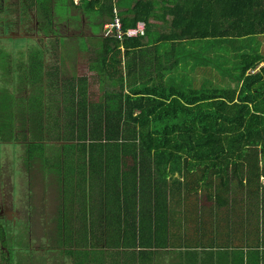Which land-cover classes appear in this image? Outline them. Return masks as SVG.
<instances>
[{"label":"trees","instance_id":"obj_1","mask_svg":"<svg viewBox=\"0 0 264 264\" xmlns=\"http://www.w3.org/2000/svg\"><path fill=\"white\" fill-rule=\"evenodd\" d=\"M125 1L69 0L39 11L48 29L55 11L68 15L72 6L99 19L102 27L116 14L124 30L146 24L143 37L100 38L96 58L90 61L103 92L97 102L88 99L87 78L56 81L60 68L47 71L43 50L36 48L30 55L15 51L12 61V49L0 44V77L6 76L0 80L5 85L0 86V137L12 141L19 134L17 123L18 131H25L26 120L45 119L66 99L62 114L70 120L66 132L72 143L89 151L90 161L97 155L96 166L101 162L98 172L85 165L80 188L86 191L87 181L90 187V181L95 184L91 201L81 204L85 221L88 212L104 215L103 207L117 200L123 218L130 213L129 205L134 220L141 217L143 223L150 222L148 215L156 217L144 232L133 233L138 255L124 253L113 264H164L172 256L204 259L200 264H264V66L259 67L264 54L257 40L264 36V0ZM24 2L39 6L37 0L18 6ZM15 10L16 4L9 3L10 17ZM6 19L0 14V22ZM243 48L248 51H236ZM202 49L209 52H199ZM27 56L28 63L23 60ZM45 76L48 80L38 82ZM219 78L222 84L216 88L212 84ZM16 84L32 89L28 102L9 93L8 87ZM44 86L63 93L45 94ZM107 86L119 90L107 91ZM37 140L42 141L38 145L45 142ZM59 141L58 136L50 143L58 146ZM168 188L173 196L178 190L174 198L185 209L180 216L186 231L176 241L175 224L164 221L173 201L164 196L144 199L149 192ZM102 199L103 207H95ZM160 210L168 211L163 218ZM162 222L175 247L170 252L159 250L157 225ZM129 234H94L93 264H103L100 245L124 250V244L131 243Z\"/></svg>","mask_w":264,"mask_h":264},{"label":"rangeland","instance_id":"obj_2","mask_svg":"<svg viewBox=\"0 0 264 264\" xmlns=\"http://www.w3.org/2000/svg\"><path fill=\"white\" fill-rule=\"evenodd\" d=\"M7 1V0H6ZM52 1V2H50ZM132 1L134 0H126V4H132ZM16 5L19 4V2L14 1ZM39 2V6H33L31 8V12L34 15L35 20L38 21V15L40 9L44 8H52L55 7L57 4H68L69 0H37ZM76 3H78V0H76ZM72 11L70 9V13L67 15L65 13H60L59 11H55V17L54 21L58 25L59 30L57 31L58 40H47L46 42L49 43V47L46 48L48 52L47 57V71H55L60 68L61 73L59 74V80H56L58 82H61V79H71L77 76L87 78L88 80V89L89 92L88 99L91 103L97 102L100 97L103 95V92L99 88V78L96 73H92L91 67H90V61L91 58L95 59L96 54L98 53V50L100 48V38L103 36L102 32H100V29L98 27H92L93 31L91 29L92 22H97L99 19H95V17H90V15H86L85 13L78 11L76 7H71ZM16 10L14 11V15L16 17ZM4 15V13H2ZM80 17L83 18V21L87 23V31L85 30V33H87V36H72L71 34H75L74 28H76V33H81V26L77 27L76 24H78ZM13 19V18H12ZM78 20V21H75ZM110 22V21H109ZM107 22V23H109ZM65 25L70 26V31L68 28L65 27ZM30 26H34V23H30ZM159 30L162 31H168L167 28L160 27ZM61 35L59 32H61ZM84 33V34H85ZM54 34V33H50ZM62 37V38H60ZM55 38V37H53ZM73 38V39H68ZM47 39V38H46ZM12 40V41H11ZM11 40H2L0 42L1 45L4 46L5 49L9 50L12 49V61H16L14 59V53L17 51L19 54L25 53L23 50L27 51V55H30L29 51H34L36 48L40 50L45 49V43L43 41L40 42H30V40L27 39H12ZM256 41V40H255ZM205 45V44H204ZM51 48V49H50ZM23 49V50H22ZM50 50H53L52 55L49 52ZM193 50V49H192ZM218 48L216 51L218 52ZM230 50V51H229ZM215 49H213V52ZM227 51L232 53L234 49L229 48ZM236 51L241 52H247L248 48L243 49H237ZM38 52V51H36ZM44 53L46 51H43ZM199 52H209L208 50H200ZM237 53V52H236ZM25 62H29L28 56L27 58H23ZM0 80H6V76L3 75L0 77ZM48 80L47 76L44 77L43 80H39L38 82L42 83ZM62 83V82H61ZM61 83H58L57 85H61ZM222 82L219 80L217 83L212 84L214 87L218 88L221 87ZM56 85V86H57ZM184 85V83L182 84ZM5 86V85H0ZM51 86V85H50ZM61 87V86H58ZM224 87V86H223ZM57 87H46L44 86V93L48 94L51 92H56L60 95H62L63 90ZM119 89H113L107 86V91H114L117 92ZM32 93V89H30V94ZM23 97L24 101L26 99L25 92H18L17 98ZM66 99L63 98L61 101V105H59V101L57 102L56 108L50 113L48 116H46L45 119L37 120L35 118L34 120H26L28 122V127L25 131L19 130L20 125L19 123L16 124L17 130L16 132L19 134H24L23 136L15 134V137H11L12 141L8 142V137H0V174H2L4 171L12 174L13 180H12V187H13V195L15 199L16 207H19V198L20 199H30V203L34 206V209H36L37 205L39 206L37 211L36 218L34 219L35 223L38 224V227L46 228L48 225L51 226V224H54V227L59 228V226H63V228H60V230L63 233H69V211L63 212V209L65 210V203H69L66 200H69L71 203L75 201V196L72 195V193H69L72 191L73 188V181L77 178V182L79 187L84 186L82 183V177L85 175V164L83 161L86 162V168L90 167L89 170L92 172H98V167L101 165V162L93 163V160L98 157L97 155L92 154L91 155V161H90V154L89 151H82L81 149H76L75 143H72V136L70 132L67 131V117L63 116L62 114V104L65 103ZM23 101V102H24ZM26 107V106H25ZM67 107V106H66ZM21 113V111H19ZM47 113V110H46ZM19 119L20 116H17ZM60 121L59 125L60 127L54 126L55 123ZM35 122V123H34ZM35 126V127H34ZM32 127V128H31ZM34 127V128H33ZM59 136L60 141L62 143H59V146H52L50 141L57 139ZM42 139L43 144L38 145L37 143H40L42 141L37 140ZM72 143V144H71ZM34 147V149L30 148ZM29 148V149H26ZM56 148V149H54ZM54 151L52 155L48 153H44L45 151ZM25 156L31 157L33 152L42 153V162L36 161L34 166H32V177L29 176V172L27 169V166L25 165L24 160V153ZM52 156V157H50ZM57 157V158H56ZM56 159V160H55ZM4 163V165H3ZM37 170V172H36ZM112 170V169H111ZM115 171V170H114ZM113 171V174H114ZM90 184L92 187L95 188L94 181H90ZM48 196L50 197V201L47 202ZM52 198H54L57 202L58 198H60V201H58V205L54 207V209H59L57 213L55 214V218H52V207H51V201ZM54 202V200H53ZM178 203H174L173 206L175 207ZM53 209V210H54ZM185 209H183V212ZM21 212V211H20ZM77 217L79 219H82V222L85 221L84 217L80 215V213H76ZM167 220H174L176 225L173 227V241H176L178 238H180V235L182 231H186V229H183L182 222H184V218L182 216H177L174 219L168 218ZM13 226L14 233H24L21 232V226H25V224H22V221L17 220L15 223H10ZM34 228V227H33ZM27 228H25L26 232ZM54 231L52 234L50 233V236L52 239H59L62 240V232ZM82 233L86 235V244L90 242V247L92 249V240L93 235L89 234L87 232L86 228H83ZM153 233V232H151ZM131 237V243L124 244L126 248L123 250L122 246L119 248H115L117 246H104L100 245V253H101V260L105 262V264H111L112 259H114L115 256H118V250L120 249L121 253L120 256L123 257V254L128 252L134 253L135 255H138V251H136L135 243H134V234L131 232L129 234ZM154 239V237H153ZM158 240V246L160 251H167L170 252L174 250L173 243L171 241V238L166 233H160L157 235ZM145 246L151 247L150 244H148V241L145 240L144 242ZM162 245V246H161ZM16 246H19L16 244ZM153 247L154 244H152ZM149 249V248H145ZM110 259L109 262H107ZM92 261H93V254H92Z\"/></svg>","mask_w":264,"mask_h":264},{"label":"flooded vegetation","instance_id":"obj_3","mask_svg":"<svg viewBox=\"0 0 264 264\" xmlns=\"http://www.w3.org/2000/svg\"><path fill=\"white\" fill-rule=\"evenodd\" d=\"M14 1H18L20 3L21 1L25 0H0V14L4 13L3 17L5 19L7 18L6 22H0L2 25H4L0 28V38L9 39L11 37L15 39L26 37L28 39L35 40L36 42H40V40L46 42L47 40L59 39L57 34L59 27L55 23L54 19L52 22L53 25L50 29H48L46 27V21L43 18L39 17L38 21L35 20L28 2H24L22 7H19V4L16 5V17L13 15L14 18L12 19L9 12V3L16 4ZM40 10H44V8ZM30 23H34V26L31 27ZM76 25L77 27L81 26V33H76L77 29L74 28L75 34L71 35L87 36V33H85V30L87 31V23L83 21V18L80 17V20ZM65 27L70 31L71 28L69 25H65ZM92 27H98L100 32H102V35L106 37L104 35V26L102 27L100 25V21H97L95 26L92 24L91 29L93 31ZM52 31L54 34H50ZM47 32H49V34ZM62 32L63 31L59 32V34L61 35ZM47 47H49V45L45 43V49L43 51L46 52L43 53V55L46 63L48 57V52L46 50ZM49 52L52 55L53 50H50ZM19 87L20 84L10 86L8 87V91L9 93L14 94V98H17L18 92H25L26 102H28L30 97V87H25L24 84L21 85V88ZM25 117L27 118L28 116ZM17 135L18 134H16V136ZM44 153L52 155L54 151L46 150ZM23 154L24 160L22 161L26 162V170L29 172L28 177L31 178L33 171L31 168L34 166L33 164H35V160L42 162L43 158L42 155H40L42 153L33 152L31 157L25 156V152ZM12 180L13 177L10 171H4L2 174H0V264H93L90 242L89 244H86V235L84 233H81L83 241H80L79 233L76 229H74L73 226L77 215L71 211L70 207L75 204L73 202L65 203V210L63 209V212L67 210L69 211V233H63L60 230V228H63V226H59V228H57L54 227L53 223L49 227L47 225L46 228H39L38 224L34 222V219L36 218L35 214L37 211H39V206L37 205L36 209H34V206L30 203L29 198L28 200L19 198V207H16L13 195ZM57 200L60 201V198ZM48 201H50L49 196L47 198V202ZM55 201L56 200L52 198L51 207L52 213L54 214L52 215V218L56 217L55 214L59 210L54 209V207L59 203L58 201ZM17 220H20L22 221V224H25V226H21V232L24 233H14L15 231L13 230V226L10 223H15ZM25 228H27L26 232ZM48 231L51 232V234L54 231H61L62 240L52 239ZM16 244L19 246H16Z\"/></svg>","mask_w":264,"mask_h":264},{"label":"crops","instance_id":"obj_4","mask_svg":"<svg viewBox=\"0 0 264 264\" xmlns=\"http://www.w3.org/2000/svg\"><path fill=\"white\" fill-rule=\"evenodd\" d=\"M257 40H258V44H261L259 51H260V53L264 54V36L259 37V39H257ZM263 66H264V64H261L259 67H263ZM214 75H215V73H214ZM189 79L191 81H193L191 77ZM231 86H234V85H231ZM54 149H56V148H54ZM76 149H78V148L76 147ZM83 162L86 165V162L85 161H83ZM87 168H90V167H87ZM86 176H89V170H87ZM73 183H74L73 184L74 189H72V191L69 193H72V195L75 196V201L73 202L75 205L71 206L70 209L74 214L80 213V215L84 217V215L81 214V212L84 210V206H81V204H82V202H85V201H87L88 203H89V201H91V199L89 198L90 193L93 190H95V188L90 187L89 182L87 181L86 182V191H85V187H84V191H83V188L79 187L78 182L76 180H74ZM169 191H171V188L166 189L162 193H150L149 192L145 195V198H144L145 200L151 202L152 200H155V198L158 196H164L165 201H168V202L173 201L171 206L169 205L170 210L168 207L169 212L167 211L168 212L167 216L164 218V221L167 222L168 224H169V222L167 220L168 218L174 219L175 217L180 216V214H184L183 203H181L179 200H176L174 198V196L178 197V190L174 191V193H175L174 196ZM66 201L70 202L69 200H66ZM102 202H103V199L99 201V203L102 205L101 206H95V207H103ZM174 203H178V204L174 207L173 206ZM119 204L120 203L117 200V204L104 206L103 210L106 212L104 215H97V214H93V213L88 212L86 214L87 219L84 222H82V219H79L77 217L76 220L74 221V224H73L74 229H76L78 233H82L83 228H86L87 232L89 234L93 235V240H94V234L105 233L107 235H110V234H118V233H123V232H125V233H131L132 232V233L140 234V233L144 232L143 228L145 226L154 225V221L156 220V217L153 215H148V219L150 220V222L141 223V217H136V219L134 220L133 216L130 214L134 210V207L132 205L128 206L130 209V211H129L130 213L123 218L122 213L120 214L121 207L119 206ZM87 207H89V206L87 205ZM161 209H163V205H162ZM111 210L116 212L117 215L109 213V211H111ZM123 212H125V211H123ZM167 212L164 210L163 211L160 210L159 215L163 218ZM173 224L176 225L174 220L171 221L170 226L173 227ZM156 225H157V223H156ZM164 226H165L164 222H162V224H158L157 228H158V230H161L158 232L165 233L167 230ZM115 248H117V247H115ZM139 248H136V250H138ZM118 252H121L120 249L118 250ZM121 257L122 256H120V254L118 253V256H116L114 259H112L111 264L120 260ZM158 258H160V257H158ZM136 260H138V258H136ZM203 260L204 259H202V258L172 256V257L166 258L164 261V264H200ZM109 261H110V259L107 262H109ZM157 261H160V260H157ZM103 264H105V262H103ZM134 264H140V262L138 261V262H135Z\"/></svg>","mask_w":264,"mask_h":264},{"label":"built area","instance_id":"obj_5","mask_svg":"<svg viewBox=\"0 0 264 264\" xmlns=\"http://www.w3.org/2000/svg\"><path fill=\"white\" fill-rule=\"evenodd\" d=\"M104 35L106 37L117 38L118 40H123L125 38H139L141 36L143 37L146 35V24L138 23L136 27L124 30L122 22L116 14L115 18L104 26Z\"/></svg>","mask_w":264,"mask_h":264}]
</instances>
